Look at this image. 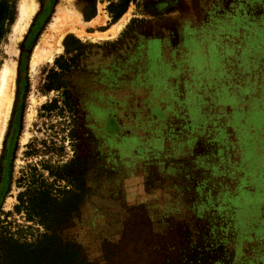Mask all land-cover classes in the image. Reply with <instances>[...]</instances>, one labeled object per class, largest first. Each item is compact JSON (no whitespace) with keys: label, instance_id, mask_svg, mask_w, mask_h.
<instances>
[{"label":"rangeland","instance_id":"1","mask_svg":"<svg viewBox=\"0 0 264 264\" xmlns=\"http://www.w3.org/2000/svg\"><path fill=\"white\" fill-rule=\"evenodd\" d=\"M13 1L0 228L33 242L42 217L19 198L67 196L58 235L92 264H264V0H24L36 8L9 48ZM58 6L80 25L48 31ZM63 28L60 53L32 66ZM69 36L86 48L67 55ZM60 57L77 62L75 98L44 89Z\"/></svg>","mask_w":264,"mask_h":264},{"label":"trees","instance_id":"2","mask_svg":"<svg viewBox=\"0 0 264 264\" xmlns=\"http://www.w3.org/2000/svg\"><path fill=\"white\" fill-rule=\"evenodd\" d=\"M14 14V1L0 0V42L5 37L7 27L12 25ZM64 47L67 55L86 48L70 36L65 39ZM74 59L75 57L66 61L60 57L55 62L45 79L46 91L63 90V96L75 98L66 82L67 74L78 67ZM23 196L19 198L20 206L16 209H23L29 219L41 216L39 222L45 232L35 241L28 242L14 239L0 228V264H92L80 245L64 242L58 235V231L68 225L67 218L74 211L71 198L66 196L62 200H57L43 194L39 200L30 196L23 200ZM74 197L77 196L74 194L72 200ZM43 215L49 216L50 219L45 220Z\"/></svg>","mask_w":264,"mask_h":264},{"label":"bare ground","instance_id":"3","mask_svg":"<svg viewBox=\"0 0 264 264\" xmlns=\"http://www.w3.org/2000/svg\"><path fill=\"white\" fill-rule=\"evenodd\" d=\"M36 7L31 6L28 7V4L23 0L19 5V17L17 22L12 27V32L9 38V48L10 46H13L16 44V42L20 39V36L22 35L25 26L28 21L29 17V11H34ZM65 8H62V6H58L56 9V16L53 18L55 19V27L49 28L48 31L57 29L56 26H64V20H71L73 17L74 23L80 25V15L77 13H70L68 14ZM76 12V11H75ZM127 17H125L122 21H120L112 30V34H116L121 28L123 23L125 22ZM67 28V27H66ZM65 28L63 30L59 31V36L57 39H53L51 44L44 43L43 39L39 42L37 47L35 48L31 60V65L35 66L36 62L42 61V62H51L54 58V56L61 51L60 47V40L62 35L66 32ZM58 35V34H57ZM78 36H83L82 33H77ZM49 36L51 34L46 35V39H49ZM14 48V47H13ZM10 54H15V49H10ZM11 54V55H12ZM14 68L15 64L11 60H7L0 72V119L3 117L2 122H6L8 112L11 105V99H12V81L14 78ZM24 140V136L21 138V141Z\"/></svg>","mask_w":264,"mask_h":264}]
</instances>
